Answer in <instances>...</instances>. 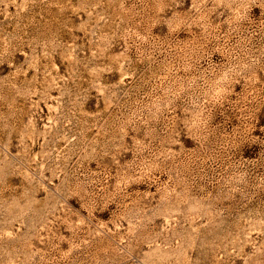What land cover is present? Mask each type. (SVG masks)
Segmentation results:
<instances>
[{"label": "rangeland", "instance_id": "rangeland-1", "mask_svg": "<svg viewBox=\"0 0 264 264\" xmlns=\"http://www.w3.org/2000/svg\"><path fill=\"white\" fill-rule=\"evenodd\" d=\"M0 264H264V0H0Z\"/></svg>", "mask_w": 264, "mask_h": 264}]
</instances>
